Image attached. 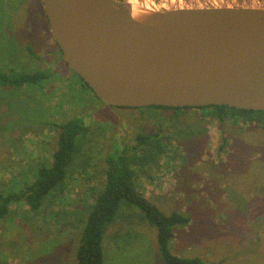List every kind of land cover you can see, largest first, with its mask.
Instances as JSON below:
<instances>
[{
    "label": "rangeland",
    "instance_id": "1",
    "mask_svg": "<svg viewBox=\"0 0 264 264\" xmlns=\"http://www.w3.org/2000/svg\"><path fill=\"white\" fill-rule=\"evenodd\" d=\"M127 1L151 10L264 7V0ZM41 70H49V77L39 84L0 86V190L26 185L38 164L51 163L57 124L79 116L87 133L62 187L38 210L22 200L11 203L0 221V264H76L74 240L104 184L110 150L126 145L130 150L140 133L168 135L186 125L193 135L168 139L163 153L133 167L137 188L162 212L190 217L188 224L174 226L171 251L219 264H264V128L259 123L230 114L222 119L196 107L175 114L105 105L62 60L41 0H0V72ZM131 210L123 206L106 227L101 264H164L155 227L137 217L127 220Z\"/></svg>",
    "mask_w": 264,
    "mask_h": 264
},
{
    "label": "water",
    "instance_id": "2",
    "mask_svg": "<svg viewBox=\"0 0 264 264\" xmlns=\"http://www.w3.org/2000/svg\"><path fill=\"white\" fill-rule=\"evenodd\" d=\"M41 3L62 60L105 105L264 111V7Z\"/></svg>",
    "mask_w": 264,
    "mask_h": 264
},
{
    "label": "trees",
    "instance_id": "3",
    "mask_svg": "<svg viewBox=\"0 0 264 264\" xmlns=\"http://www.w3.org/2000/svg\"><path fill=\"white\" fill-rule=\"evenodd\" d=\"M48 72L49 70H41L14 76L0 72V86L19 88L24 84H39L49 77ZM79 80L84 87H87L81 79ZM88 90L92 93L89 88ZM150 107L172 110L175 114L190 108ZM197 108L208 109L210 114H215L222 119L227 114L238 116L240 120L256 122L264 128V111L241 110L224 105ZM179 130L177 133L173 132L168 135H162L160 130L140 133L136 137V143L129 148L130 150H127V145L123 146V149L115 146L110 150L105 159L107 168L104 184L95 192L91 204L87 207L79 235L74 240L78 242L76 264L102 263V241L106 227L116 220L123 206L133 209L126 214L127 220L137 217L142 222L155 227L157 249L164 264H219L205 262L198 257L190 258L174 254L169 247V242L174 237V226L188 224L189 215L179 211H172L169 214L162 212L157 205L139 191L134 181L133 167L145 165L163 153L168 145V139L186 138L195 133L189 125ZM86 133L87 125L79 116L57 124L56 148L52 153L51 163L38 164L35 167L37 169L33 170L32 180L26 185L18 186L17 189L14 187L6 192L0 190V221L8 213L12 202L22 200L30 209L38 210L52 192L62 187L67 168L78 153V145ZM66 223L69 226L73 225L71 221H66ZM128 233L132 232L128 231ZM72 242L73 238H70L66 244Z\"/></svg>",
    "mask_w": 264,
    "mask_h": 264
},
{
    "label": "bare ground",
    "instance_id": "4",
    "mask_svg": "<svg viewBox=\"0 0 264 264\" xmlns=\"http://www.w3.org/2000/svg\"><path fill=\"white\" fill-rule=\"evenodd\" d=\"M133 15H134V12H133Z\"/></svg>",
    "mask_w": 264,
    "mask_h": 264
}]
</instances>
